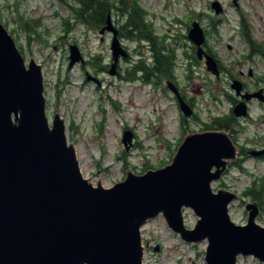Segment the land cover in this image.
<instances>
[{
	"label": "water",
	"instance_id": "1",
	"mask_svg": "<svg viewBox=\"0 0 264 264\" xmlns=\"http://www.w3.org/2000/svg\"><path fill=\"white\" fill-rule=\"evenodd\" d=\"M216 15L224 11L215 0ZM111 32L109 73L116 75L121 58L129 56L109 13L100 33ZM190 40L200 56L206 34L196 20ZM69 68L84 62L77 44L69 46ZM207 68L220 75L216 60ZM87 81L99 79L88 73ZM241 83L236 81L240 92ZM171 87V83H169ZM262 91L244 98L262 97ZM184 115L192 110L179 95ZM247 114L244 103L235 107ZM134 132L125 130L129 151ZM239 149L226 130L185 135L170 163L137 174L128 169L111 187L85 178L75 145L66 137L65 120L47 114L42 65L26 61L0 18V264H144L142 226L163 215L185 243L207 241L206 264H237L238 257L264 262V225L258 222L257 200L245 204L247 221L237 224L229 214L240 195L225 188L214 191ZM259 156L263 150H251Z\"/></svg>",
	"mask_w": 264,
	"mask_h": 264
},
{
	"label": "rangeland",
	"instance_id": "2",
	"mask_svg": "<svg viewBox=\"0 0 264 264\" xmlns=\"http://www.w3.org/2000/svg\"><path fill=\"white\" fill-rule=\"evenodd\" d=\"M213 1L140 0V4L148 11L147 19L161 36L185 32L181 21L188 18L190 11L202 14L200 21L205 28L211 25V18H221L217 33L220 39L210 36V45L223 56L227 65L240 59L248 48L242 36L241 15L249 23L247 28L252 38L264 43V0H218L225 11L219 16L211 8ZM73 3L74 0H0V18L4 25L7 24L18 47L22 45L23 49L19 48L26 61L35 58L42 65L47 114L50 120L56 113L65 120L66 137L75 145L84 177L95 186L100 180L102 186L111 187L125 178L128 169L142 174L171 162L182 141L180 113L167 89V79L158 80L155 84L128 78L141 55L151 56L147 41L119 37L130 55V58L119 60L117 70L121 71V76L99 70L89 63L98 57L103 65L111 66L113 36L109 32L101 34V28L76 21L70 7ZM22 17L40 21L38 31H27ZM66 19L73 24L71 31L65 30ZM112 19L114 25L123 24L125 20L116 12L112 13ZM71 44L78 45L84 62L69 68ZM227 44L232 45L230 50ZM177 54L180 55V51ZM196 70L185 88L187 95L194 97L200 117L209 120L210 111L225 114L229 108L225 96L220 95L218 100L211 97L206 89V86L214 88L209 83L212 80L210 74L203 65ZM88 73L97 77L101 84L87 81ZM178 73L184 84V68ZM263 74L264 64L260 60L255 66L254 78ZM198 86L202 90L194 92ZM251 116L252 121L245 123L246 128L238 135L240 143L246 144L247 138L264 136V106L253 104ZM197 127L199 124L192 122L191 128ZM127 129L135 132L138 143L129 151L122 142ZM241 164L242 168L231 164L230 175L227 171L220 181L212 183L214 191L225 188L240 195L229 209L232 220L237 224L246 223L245 204L252 201L243 195L244 190L254 177L264 175V160L256 156H242ZM258 222L264 225V211ZM141 234L145 246L144 264H206L208 242L202 241L199 245L185 243L179 233L170 229L163 215L148 220L142 226ZM237 264L264 262L241 255Z\"/></svg>",
	"mask_w": 264,
	"mask_h": 264
},
{
	"label": "flooded vegetation",
	"instance_id": "3",
	"mask_svg": "<svg viewBox=\"0 0 264 264\" xmlns=\"http://www.w3.org/2000/svg\"><path fill=\"white\" fill-rule=\"evenodd\" d=\"M223 12L225 13V11ZM201 16H202L201 13L190 11L188 18L185 19L184 21H181V23L185 25V32H177L175 34H170V35L166 34L164 36L166 46L170 50H173L175 53V60L173 65L174 74L172 76V79L166 80L167 89L172 93V96L176 101L177 108L180 113V126L182 128L181 130L182 139L185 137L187 133L190 132H200L207 130H226L229 136L238 146L239 159L236 162H234V164L238 166V164L236 163L240 161L242 156L245 155L247 157L250 156L251 150L260 151L264 149V136L261 138H257V136L252 139L247 138L246 144L240 143L238 141V135L242 130L246 128L245 123L250 122V120L252 121L251 108L253 104L264 106V98L252 97L251 99H246L243 96L244 94H252L261 90L262 91L261 95L262 97H264V74L261 77L254 78L255 66H257V63H259V61L261 60L264 64V43H259L254 39V37L252 38L251 32H248L250 30L248 29L249 23L241 15L242 17L241 30L244 31L242 33V36L244 37L248 48L246 50V53H244L240 59H237L236 61L233 62L230 61V63L227 65L226 63H224L223 56L218 51L214 50L213 47L210 45V36H216L217 40L220 39V37L217 34L218 26L220 23L217 25V29L212 25V23L210 26L205 28L200 21ZM213 19L222 20L221 18H214V17L211 18L212 21ZM196 20H198L201 23L206 34V40L202 45L204 49V53L202 54V56H200L198 53V46L195 43H193L189 38V30L192 27L193 22ZM118 24L119 23L115 25L118 28L119 37L122 39L123 37L121 35L120 25ZM227 48L230 50L232 48V45L227 44ZM179 51H180V55L179 54L176 55V52ZM207 56H211L216 60L218 69L220 71L219 76L208 70L206 65ZM128 57L130 58V55ZM202 65L206 68V70L210 74V78H212V80L210 79L209 81L210 85L214 86L213 89L206 86L208 93L209 94L211 93V97L216 98V100L219 99L220 95H224L225 99L229 103V108L225 114H219V113L215 114L214 111H210L209 120H205L204 118L200 117L194 97L187 95V91L185 88L191 82L190 80L194 78V73L197 71L196 69H199L200 66ZM183 68H184V72H186L184 76V80L186 82L184 84L182 82L183 80L180 79L181 76L178 73L179 70ZM104 70L109 71L107 68ZM117 74H119V76L122 75L120 70H118ZM236 81L241 83L240 92L237 90L235 86ZM169 83H171L172 85L171 87L169 86ZM201 90H202L201 86H198V88L194 89L193 91L200 92ZM178 93L190 106L192 110V114L190 116H186L182 112L178 102V96H177ZM239 103H244L246 106L247 114L245 116H238L235 113V107ZM222 117H226L227 119L226 128H217L218 127L217 124H215L214 126H209L211 123L217 121V119ZM192 122L199 124V127H197V129H192L191 128ZM179 143H181V141ZM137 145L138 143L136 142V134L134 132L133 147ZM256 157L264 160V154ZM228 173L230 175V165H229Z\"/></svg>",
	"mask_w": 264,
	"mask_h": 264
},
{
	"label": "trees",
	"instance_id": "4",
	"mask_svg": "<svg viewBox=\"0 0 264 264\" xmlns=\"http://www.w3.org/2000/svg\"><path fill=\"white\" fill-rule=\"evenodd\" d=\"M70 7L74 11L76 21H81L95 28H102L106 24L108 14L116 12L125 18L123 24L119 23L122 37L149 43L151 56H140L141 58L132 66V71L128 73L130 81L141 80L145 83L156 84L158 80L172 79L175 53L166 46L165 37L158 34L152 23L147 19L148 11L140 4V0H74ZM21 19L27 31L34 33L38 31L37 27L41 24L40 21L25 20L24 17ZM220 22V19H213L211 23L217 29ZM65 26L66 31H71L73 24L70 19L65 20ZM19 47L21 50L23 49L21 44H19ZM89 63L99 70L109 69L110 67L108 64L103 65L98 57L91 59ZM215 124H217V128H226V117L217 119L209 126ZM236 164L242 168L241 159ZM221 185L224 184L221 183ZM243 195L250 197L252 200H257L263 212L264 175L254 177L251 184L244 190Z\"/></svg>",
	"mask_w": 264,
	"mask_h": 264
}]
</instances>
